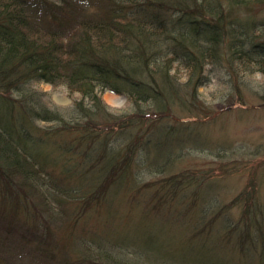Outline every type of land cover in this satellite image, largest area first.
Segmentation results:
<instances>
[{
  "label": "trees",
  "instance_id": "16d2710c",
  "mask_svg": "<svg viewBox=\"0 0 264 264\" xmlns=\"http://www.w3.org/2000/svg\"><path fill=\"white\" fill-rule=\"evenodd\" d=\"M263 13L264 0H0V264H149L103 228L86 229L88 210L110 205L116 186L138 183L141 147L151 169L160 125L174 138L190 129L168 120L196 114L207 65L228 64L230 79L264 78ZM39 82L78 98L69 108L48 104ZM243 86L233 88L241 105ZM107 90L124 94L129 111L109 113ZM258 168L231 201L245 203L244 230L257 216ZM200 180L207 176L161 184L160 197H170L160 209ZM93 213L103 226L104 213Z\"/></svg>",
  "mask_w": 264,
  "mask_h": 264
},
{
  "label": "rangeland",
  "instance_id": "374dc122",
  "mask_svg": "<svg viewBox=\"0 0 264 264\" xmlns=\"http://www.w3.org/2000/svg\"><path fill=\"white\" fill-rule=\"evenodd\" d=\"M227 65L206 66L209 83L198 90L196 114L192 117L176 111L183 122H177L174 117L168 120L175 127L183 123L190 129L178 127L176 133L180 134L174 138L166 136L165 125H160L154 133L158 147H149L151 169L144 157L146 150L141 147V170L134 175L138 183L110 190L108 197L113 202L104 210L102 206L88 210L86 229L103 228L104 235L128 248L131 254L135 255V251L145 254L149 264H264V100L261 98L264 78L261 74L249 77L237 72L230 79ZM240 82L248 85L242 87L246 106L238 103L240 94L233 91ZM34 88L53 106L69 108L78 98V94L72 95L48 83H35ZM109 93L123 98L122 103L112 104ZM102 99L109 113L129 111L126 96L107 90ZM207 109L212 112L208 114ZM161 162L168 164L166 169L154 168ZM256 167H259L256 180L261 187L255 202L257 218L244 230V222L240 220L245 203L231 201L247 188L249 173ZM202 174L207 180L196 183L190 193L189 181ZM173 181L188 184L180 191L183 199L172 207L160 209L164 201L160 198L164 195L160 196L166 190L161 184L166 186ZM97 211L104 213L100 218L103 226L94 220L99 216L93 213ZM84 217L79 218L80 222ZM82 227L79 224L76 228L80 235ZM198 230L200 235L193 236V231ZM64 232L62 229L58 234Z\"/></svg>",
  "mask_w": 264,
  "mask_h": 264
},
{
  "label": "bare ground",
  "instance_id": "6f19581e",
  "mask_svg": "<svg viewBox=\"0 0 264 264\" xmlns=\"http://www.w3.org/2000/svg\"><path fill=\"white\" fill-rule=\"evenodd\" d=\"M40 83H43V82H40ZM108 91H111V90H108ZM112 93H116V92H114V91H111ZM109 94H111V93H109ZM116 94H120V93H116ZM120 95H122V96H125L124 94H120ZM109 101L112 103V104H114V105H120L121 103H122V101H123V98H121V97H117V96H115V95H113V94H111L110 95V98H109Z\"/></svg>",
  "mask_w": 264,
  "mask_h": 264
}]
</instances>
